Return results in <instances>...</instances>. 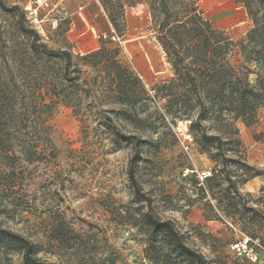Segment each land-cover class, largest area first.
Segmentation results:
<instances>
[{"label": "rangeland", "instance_id": "1", "mask_svg": "<svg viewBox=\"0 0 264 264\" xmlns=\"http://www.w3.org/2000/svg\"><path fill=\"white\" fill-rule=\"evenodd\" d=\"M93 2L111 23L106 37L90 29L89 34L82 33L75 21L81 18L78 12L84 13ZM1 3L22 11L24 0H0V57L11 55L19 39L14 30L18 14L3 9ZM162 4L171 16L198 6L232 40L234 65L242 61L240 43L247 41V32L254 26L252 13L260 14L262 6L260 0H66L59 13L45 15L48 8L42 10V30H35L50 49L73 54L85 53L95 40L97 47L111 41L120 61L152 95L155 84L173 75L156 38L164 16ZM93 8L97 9L95 4ZM130 11L135 15L134 34L127 26ZM131 37L136 38L127 40ZM255 77L250 75L252 81ZM155 105L150 96L146 106L140 107L144 119L135 122L128 113L123 119L114 111L108 113L109 120L91 116L84 121L71 107L59 105L50 118L55 150L49 161L17 166L0 155L1 224L35 242L42 260L57 264H151L143 259L147 232L139 218L148 210L172 220L206 264H264V104L250 124L236 122L242 142L239 156L259 172L252 178L248 175L253 172L246 173L236 161L218 166L199 152L188 133V122L162 120L154 112ZM120 130L125 133L124 142L116 134ZM130 169L149 198L148 205L136 202L128 180ZM202 172L210 175L201 178ZM255 177L261 182L250 183ZM243 237L258 240L263 248L255 262L237 257L231 249ZM0 260L11 264L21 256L0 248Z\"/></svg>", "mask_w": 264, "mask_h": 264}, {"label": "trees", "instance_id": "2", "mask_svg": "<svg viewBox=\"0 0 264 264\" xmlns=\"http://www.w3.org/2000/svg\"><path fill=\"white\" fill-rule=\"evenodd\" d=\"M260 2V14L252 13L254 26L247 32V41L240 43L243 58L238 65L231 62L232 40L214 27L198 6L193 4L182 15L171 16L162 4L164 16L156 38L173 75L155 84L152 95L120 61L118 48L110 46L111 41L82 54L52 50L27 23L23 10L1 3L3 9L17 12L14 30L19 39L11 55L0 57V155L17 166L49 161L55 150L50 118L59 105L71 107L84 121L91 116L106 121L114 111L123 119L128 113L135 122L144 119L140 107L152 96L159 118L188 122V133L199 152L218 166L240 163L246 173L253 172L248 178L259 175L239 156L242 142L236 122L250 124L264 104V0ZM251 74L256 76L253 81ZM113 104L109 110L104 108ZM103 125L111 128L109 123ZM116 134L125 141L123 131ZM128 180L136 202L148 205L149 198L132 169ZM139 218L147 232L144 260L151 264H206L205 257L187 243L172 220L148 210ZM0 248L21 256L11 264H57L42 260L35 242L1 222Z\"/></svg>", "mask_w": 264, "mask_h": 264}, {"label": "built area", "instance_id": "3", "mask_svg": "<svg viewBox=\"0 0 264 264\" xmlns=\"http://www.w3.org/2000/svg\"><path fill=\"white\" fill-rule=\"evenodd\" d=\"M65 2L66 0H24L22 9L31 26L34 29L41 31V23L43 21V19L40 17L41 11L45 8H48V12L45 15H48L51 12L59 13L60 7H62ZM79 9H82V6H80ZM56 22V19L53 20L54 24H56ZM102 36L106 37V34H102ZM178 130L182 132L181 127H178ZM185 147L188 148L187 145ZM207 175H210V172H202L201 178L206 177ZM231 249L237 257L245 259L248 262H255L263 248L258 240H253L249 237H243L240 240L232 243Z\"/></svg>", "mask_w": 264, "mask_h": 264}, {"label": "crops", "instance_id": "4", "mask_svg": "<svg viewBox=\"0 0 264 264\" xmlns=\"http://www.w3.org/2000/svg\"><path fill=\"white\" fill-rule=\"evenodd\" d=\"M94 4H95V7L97 9L93 8ZM78 14L80 15L81 18H77V19H75V21H76L77 25H79V27H81L82 33L89 34L92 31L93 34H96V32H98V35L100 36L102 34H108L111 31V23L107 19L106 15L102 11V9L100 8L98 3L93 2L90 5L88 3L86 5L85 12L84 13L83 12H78ZM134 16L135 15H134L133 11L127 12V26H128V30H129L130 34H134L133 32L136 29V26H135V23H134ZM224 17L225 18L229 17V15L227 14ZM211 23H213V22L211 21ZM89 29H90V32H89ZM132 30H133V32H132ZM134 38H136V37H131V38L127 39V40L134 39ZM123 43H124V46H125V40H124ZM141 43H142L141 45L144 48V50H146L149 55L154 57L152 55V53H151V49L149 48L148 44H146L142 40H141ZM96 47H97V41L95 40L94 46L91 47L90 49H88L85 52L94 50ZM146 58L149 61L147 55H146ZM261 125L264 128V116L261 119ZM256 179H258V177H255L250 183H253V182L259 183V182H261L260 180H256Z\"/></svg>", "mask_w": 264, "mask_h": 264}]
</instances>
